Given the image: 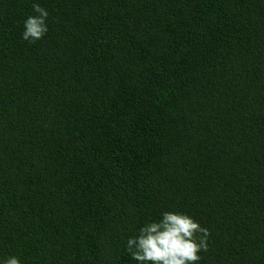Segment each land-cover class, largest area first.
Listing matches in <instances>:
<instances>
[{
    "label": "trees",
    "instance_id": "16d2710c",
    "mask_svg": "<svg viewBox=\"0 0 264 264\" xmlns=\"http://www.w3.org/2000/svg\"><path fill=\"white\" fill-rule=\"evenodd\" d=\"M164 211L264 264V0H0V260L137 264Z\"/></svg>",
    "mask_w": 264,
    "mask_h": 264
},
{
    "label": "clouds",
    "instance_id": "9594fccd",
    "mask_svg": "<svg viewBox=\"0 0 264 264\" xmlns=\"http://www.w3.org/2000/svg\"><path fill=\"white\" fill-rule=\"evenodd\" d=\"M36 15L23 22L22 39L40 40L48 31V11L32 4ZM209 230L194 218L179 211H164L159 220L145 223L135 236L127 239L125 251L137 264H199L200 253L208 252ZM0 264H21L19 257L7 256Z\"/></svg>",
    "mask_w": 264,
    "mask_h": 264
}]
</instances>
